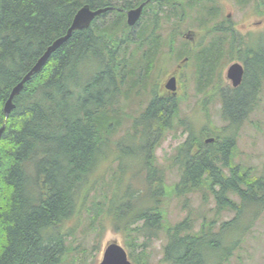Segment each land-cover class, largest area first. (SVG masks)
Listing matches in <instances>:
<instances>
[{"label":"trees","instance_id":"1","mask_svg":"<svg viewBox=\"0 0 264 264\" xmlns=\"http://www.w3.org/2000/svg\"><path fill=\"white\" fill-rule=\"evenodd\" d=\"M142 1L0 0V264H93L89 253L99 244L93 239L95 243L87 246L78 235L79 223L82 215L94 213L90 228L100 238L104 226L98 216L103 205L114 229L133 237L126 243L135 264H151L147 247L162 235L166 239L162 262L226 264L241 236L264 211V177L241 174V168L233 166L232 140L206 143L202 137L195 140L190 135L176 156L181 179L167 190L165 172L154 160L153 151L165 132L162 120L167 113L156 100L138 117L127 115L123 105L133 91L142 89L149 73H144V65L152 67L154 59L133 55L134 50L130 52L124 45H162L163 30L175 33L186 19L188 27L194 26L200 21V11H206L204 17L210 12L201 0H164L145 18L153 6L149 3L135 25L146 21V27L136 34L127 24L124 10ZM84 5L114 9L98 16L89 28L74 31L25 83L14 98L15 109L6 117L4 105L13 87L48 46L67 32ZM255 76L264 80V53H253L251 58L247 77L253 78L246 89L252 95L245 96L244 89L237 96L225 95L223 118H238L242 123L252 112L259 93L252 89ZM127 117L126 136L113 140L117 125ZM112 144L120 151L114 159L118 169L109 176L111 182L121 187L124 179L119 173L123 175L126 167L123 154L142 155V167L129 177V185L142 175L139 181L144 187H128L123 193L112 190L106 204L97 202L85 209L94 183L105 181L107 173L98 169L107 161ZM204 188V203L209 194L215 199V216L226 209L234 216L219 224L216 218L204 217L198 230L191 213L174 225L166 223L164 198L169 192L179 196Z\"/></svg>","mask_w":264,"mask_h":264},{"label":"rangeland","instance_id":"2","mask_svg":"<svg viewBox=\"0 0 264 264\" xmlns=\"http://www.w3.org/2000/svg\"><path fill=\"white\" fill-rule=\"evenodd\" d=\"M201 1L202 4L206 3L207 6H217V13L219 14L218 20H221L222 18L229 19L230 24L235 27V30L241 32L247 38L260 35L255 40L256 48H260V50H258L259 56L264 53V35H262L264 34V0H245L243 3H239V0H218V2L216 0ZM159 7L161 6H159L157 2L154 3L153 6L148 8L145 12V18H149L151 11L153 9L156 11ZM162 7L165 10L167 9L166 6ZM215 10L216 9H214V11ZM164 14L166 15L165 12ZM228 14H231L230 18L228 17ZM194 15L195 13L192 15V18ZM205 15V10L200 11V21L195 23L194 26L191 25L188 27L189 19L181 21V25L175 33L163 30L162 37L160 38L162 45L159 49L163 50L167 48L171 41L177 42L176 39H180L181 30L187 31L189 29H194L204 33L205 28L215 25V23H206L207 21L212 22V18L210 14L207 17H204ZM174 17L176 18V16ZM205 18L208 19L205 22L206 24L204 23ZM140 21L141 19L138 22L140 23ZM259 21H261L260 24H258ZM145 24H147L146 21H143L139 26H134L133 31L137 34V31L141 27H146ZM166 41L167 43H165ZM137 46H139V48L142 47L141 49L145 48L144 45L140 46L137 43L124 45V47L129 48L130 52L136 50ZM140 51L142 50H139L138 52ZM162 61H164V59ZM178 61L179 59H173L169 64V68L166 66L164 71H172ZM152 62V67L148 69L150 74L149 77L153 76L152 74L156 71V67H158V55L154 57ZM165 62L166 61H164L163 64H165ZM222 68V71L227 69L226 66ZM157 75H161L159 69ZM190 75H194L193 77L196 79V73L194 74L192 72ZM163 77L164 74L160 76L157 83H160ZM191 79L187 81V74L184 75L183 83L185 84L187 95L185 99L179 103V107L176 108L175 114L172 116L173 118L170 127L165 129L164 134L154 146L153 150L155 155L154 160L165 172L167 190H172L181 179L182 170L180 161H176V156H178L180 147L185 143L189 135H191L192 138H195V140L202 137V141L204 142L206 139H209L208 137H215L218 141L219 139L222 140L232 135L235 140V145L231 146L233 166L241 168V174L248 172V176L250 177H264V80H262L259 85V93L257 95L255 108L251 110L252 112L249 113L247 118L244 119L239 126L236 125V129L230 130L231 124L228 120L223 119V102L219 93L216 91V88L210 87V85L204 86V88H196L193 83L194 79ZM145 83L146 80L144 79L142 84ZM123 105L124 111L127 115L131 114V117H138L146 108L147 102L146 98L143 96V92L141 94H136L133 91L130 95V99L126 100V102L124 101ZM131 120L134 119L132 118ZM129 122L130 121L127 117L126 119H123L122 124L117 125L116 130L112 135L113 140H122L126 136L128 132L127 128L130 124ZM126 144L127 143H123V146ZM118 150L120 151L116 145L112 144L107 161L100 164L98 170L101 173H107L105 181L101 180L98 183H94L93 186L95 190L87 197L85 209H92L97 202L106 204L108 198L112 194V190L120 189V191H117L123 193L128 187L130 189L144 187L143 182L139 181L143 178L142 175H138V178L133 179V182L129 185V177H133L134 172L139 171L142 167V162L145 158H143L142 155L134 156L132 154L127 155L122 153L123 156L121 160L125 163L126 167L123 169L125 170L123 175L119 173V177H123L124 180L119 188H117L118 185L114 184V181L111 182L109 176L114 174L118 169V162L114 161ZM115 183H117L116 180ZM204 191H206V188L200 189L199 191L182 193L179 196L173 192H169L164 198L166 223L174 225L175 223L184 220L187 215L191 213V218L194 219V229L198 230L204 217H208L209 219L216 218L219 224L234 216V212L228 209L222 210L219 215L215 216V199L209 194L207 197V203H204L202 199ZM229 195H231L234 200L240 202V199L236 195ZM106 196L107 198H105ZM102 207L103 209L98 216L99 221L104 226L100 238H98V231L90 228L91 217L94 213H85L82 215L79 223L80 227L78 235L87 241V246L90 248L95 242L96 244H99L98 249L93 250V253L91 254L89 253V255H91L90 257H92L90 258V262H94L93 264L100 263L105 248L114 242L122 245L129 254L130 248H128L126 241L127 239L133 238L125 236V234L120 231H116L107 214L105 205ZM141 240L142 239L139 238V242H142ZM165 244L166 239L164 238V235H162V237L155 239L148 245L146 254L148 256L147 259L151 264H167L162 262L163 246ZM137 253H141V251H138ZM78 254L79 256H82L81 252H78ZM130 260L132 261L131 258ZM226 264H264V211L261 216L256 219L250 230L241 236L240 245L234 250L233 256Z\"/></svg>","mask_w":264,"mask_h":264},{"label":"flooded vegetation","instance_id":"3","mask_svg":"<svg viewBox=\"0 0 264 264\" xmlns=\"http://www.w3.org/2000/svg\"><path fill=\"white\" fill-rule=\"evenodd\" d=\"M145 1L146 0H143L140 4ZM216 1L218 2V0ZM244 1L245 0H239V3H243ZM156 2H164V0H152L149 3L154 4ZM139 5L132 8L138 7ZM147 5L144 6L143 13ZM129 9L131 8L125 9V13ZM214 9H216V12ZM217 9V6H208V11L212 18V22L209 21V23H215V25L205 28L204 33L194 29H189L187 31L181 30L180 39H176L177 42L174 43L171 41V43H169L170 45L163 50L159 49L161 45L150 46L146 44L144 45L145 48L141 49V47L131 52V54L136 56L142 55L144 60L146 58L152 60L158 55V67H156V71L154 70L153 76L149 77L150 74L147 73V68H151L150 65L149 67L144 65V73H147L144 76L146 83L142 84V89L136 93L141 94L143 92V96L146 98L147 106L143 112L149 109L154 100L162 105L163 110L167 113L165 120L161 119L164 129L170 127L172 116L175 114L176 108L179 107V103H181L187 95V90L183 83L184 75L186 74L187 81H189L191 78L194 79V75L192 76L190 74H192V72L194 74L196 73V79H194L193 82L196 88H204V86L210 85V87L216 88L221 98L225 95V97L237 96L241 89L246 91L244 93L245 96L249 94L252 95L251 92H247L248 90L246 88L249 85L248 81H251L253 77H247V72L253 53L258 55V50H260L259 47L258 49L256 48L255 43V40L260 35L247 38L241 32L235 30V27L230 24L229 19L222 18L218 20L219 14L217 13ZM151 12L154 13V9ZM228 17L230 18L231 14H228ZM260 23L261 21L258 22V24ZM139 50L142 51L138 52ZM163 59L166 61L165 64H163ZM173 59H179V61L175 64L172 71L165 72V67L167 66L169 68V64ZM233 63L241 64L244 71L242 81L238 86L233 84L227 74L229 66ZM224 66H226L227 69L222 71V67ZM158 69L161 75L164 74L160 83H157L161 76L157 75ZM255 80L256 86L252 89L253 92H258L262 78L255 76ZM225 120H228L231 124L230 130L236 129V125L239 126L240 124L238 118L229 116L228 119ZM189 138L190 135L187 139ZM208 138L214 139L211 143L217 141L215 137ZM224 140H232V146L235 145V140L232 135L222 140L219 139L218 141L223 143Z\"/></svg>","mask_w":264,"mask_h":264},{"label":"water","instance_id":"4","mask_svg":"<svg viewBox=\"0 0 264 264\" xmlns=\"http://www.w3.org/2000/svg\"><path fill=\"white\" fill-rule=\"evenodd\" d=\"M152 0H146L138 7L131 8L127 12V24L131 27L135 26L141 19L144 6L147 5ZM112 6H106L102 8L93 9L89 5L82 6L75 14L72 24L67 30V32L61 37L57 38L52 44H50L47 50L42 54V56L36 61L32 68L23 76L22 80L18 82L12 89L9 98L4 105V112L6 117L15 109L16 105L14 103V98L19 95L24 89L25 83L30 81L32 77L39 73L46 63L49 61L51 55L56 52L68 39L71 38L74 31L84 30L91 26L92 22L98 16L106 13L107 11L113 9ZM243 67L239 63H233L229 66L228 76L232 80L235 86H238L242 81ZM3 133V127L0 129V138ZM212 141L208 139L207 142ZM99 264H134L128 256L126 249L117 242L109 244L103 254V258Z\"/></svg>","mask_w":264,"mask_h":264},{"label":"bare ground","instance_id":"5","mask_svg":"<svg viewBox=\"0 0 264 264\" xmlns=\"http://www.w3.org/2000/svg\"><path fill=\"white\" fill-rule=\"evenodd\" d=\"M79 9H80V8H79ZM113 9H114V8H113ZM113 9H111V10H113ZM129 10H130V9H129ZM129 10L126 11V20H127V12H128ZM95 19H96V18H95ZM46 50H47V49H46ZM46 50H45V51H46ZM45 51H44V52H45ZM13 88H14V87H13ZM128 256H129V254H128ZM129 259H130V258H129ZM134 264H135V263H134Z\"/></svg>","mask_w":264,"mask_h":264}]
</instances>
